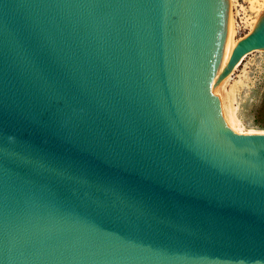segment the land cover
<instances>
[{
    "label": "water",
    "instance_id": "1",
    "mask_svg": "<svg viewBox=\"0 0 264 264\" xmlns=\"http://www.w3.org/2000/svg\"><path fill=\"white\" fill-rule=\"evenodd\" d=\"M229 0H0V264H264V132L231 128Z\"/></svg>",
    "mask_w": 264,
    "mask_h": 264
},
{
    "label": "rangeland",
    "instance_id": "2",
    "mask_svg": "<svg viewBox=\"0 0 264 264\" xmlns=\"http://www.w3.org/2000/svg\"><path fill=\"white\" fill-rule=\"evenodd\" d=\"M234 4L237 22L234 38L239 40L250 33L247 20L256 18L257 9L264 6V0H235ZM230 76L227 88L236 84L239 128L244 133L264 132V50L247 55Z\"/></svg>",
    "mask_w": 264,
    "mask_h": 264
},
{
    "label": "bare ground",
    "instance_id": "3",
    "mask_svg": "<svg viewBox=\"0 0 264 264\" xmlns=\"http://www.w3.org/2000/svg\"><path fill=\"white\" fill-rule=\"evenodd\" d=\"M235 0H229L230 6H231V10H232V16H233V24L235 26V32H236V26H237V22L235 20V12H234V4ZM258 13L256 18H254L253 20H250V18H248V23L250 24L249 26H251L250 28V33L255 29L261 15L264 13V6L262 8H258L257 9ZM250 20V21H249ZM235 36V35H234ZM240 40V39H239ZM239 40L234 38V42L237 43ZM231 76H228L222 87H221V92H220V98L222 101V108H223V114H224V118L226 120V122L233 128L235 129V131L237 132H242L241 129L239 128V125L241 123L240 118L238 116L237 113V106L235 105V101H236V89L234 84L231 86V89L227 88V85L229 83ZM241 85V84H239ZM245 85V84H244ZM242 87V86H241Z\"/></svg>",
    "mask_w": 264,
    "mask_h": 264
}]
</instances>
